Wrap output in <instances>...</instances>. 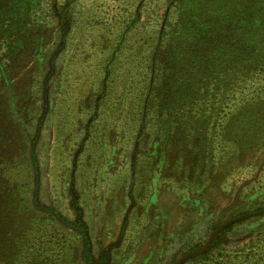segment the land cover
Returning a JSON list of instances; mask_svg holds the SVG:
<instances>
[{
	"label": "rangeland",
	"instance_id": "374dc122",
	"mask_svg": "<svg viewBox=\"0 0 264 264\" xmlns=\"http://www.w3.org/2000/svg\"><path fill=\"white\" fill-rule=\"evenodd\" d=\"M6 10L0 264H172L264 209V0ZM242 220L212 253L264 264V214Z\"/></svg>",
	"mask_w": 264,
	"mask_h": 264
},
{
	"label": "trees",
	"instance_id": "16d2710c",
	"mask_svg": "<svg viewBox=\"0 0 264 264\" xmlns=\"http://www.w3.org/2000/svg\"><path fill=\"white\" fill-rule=\"evenodd\" d=\"M8 12H9V11L6 10V11L0 13V24H4V23H3V20H2V18H3L2 16H3V15H6V13H8ZM249 14H250V12H249ZM5 19H7V18L5 17ZM239 19H240V20H239ZM257 19H258V16H256L255 18H252L250 15H248V13H245L242 19H241V18H238V16H237V18H236L235 20H236L237 22H238V21H241L242 24H247V25L252 24V25H253V28H255L254 24H255L256 22H258ZM7 20H9V19H7ZM4 21H5V20H4ZM241 22H239L238 24H241ZM232 25H233V27H235L237 24H236V22H234ZM2 27H3V26L0 27V30L3 29ZM5 27L7 28L5 31H8L6 34L12 32V30H11V26H10V20H9V22H8L7 24H5ZM240 28H241V26H239V27L236 28V29L238 30V29H240ZM9 30H10V31H9ZM2 32H3V31H2ZM250 46H251V47H254V44H251ZM9 49H10V48L6 49V51H8ZM174 54H175V51L173 50V51L171 52V55L173 56ZM183 84L188 85L189 88L181 87V88H179V89H180L179 91L182 92V91L184 90V91L181 93V94H183L185 91H188V90L190 89V92H189V93H190V97H191V99H192L190 104H194V103H195L194 100H195V101H198V99H197L196 97L199 95L198 91H200L201 88L199 87V85H197V87H196V86H194L193 84L190 86L189 83H183ZM243 221H244V220H239V221H237V222H235V223H233V224L227 226V227L224 228L223 230H221L220 233H219L217 236H215V238H214L213 241L211 242L210 246L207 247V249L205 250V252L202 253L201 255L195 257L194 260L197 261V260H202V259H203V263H202V264H220V263L222 264L223 262H224V263H229L231 260H230V258H229L228 256H226V254H225V255L222 254L221 259L218 260V259H217V256L214 255L215 252H214V253H212V252H213V250H214L215 248L217 249V251H219V250L221 249V248H220V243H221V241H222V239H223L224 234H225L226 232H228L229 230H231L235 225L240 224V223L243 222ZM216 228H217V227H216ZM216 228L214 229V231L216 230ZM33 239H35V238H33ZM24 241H25V239H24ZM24 241H23V244L25 243ZM30 262H32V263H28V264H33V261H30Z\"/></svg>",
	"mask_w": 264,
	"mask_h": 264
},
{
	"label": "water",
	"instance_id": "95a60500",
	"mask_svg": "<svg viewBox=\"0 0 264 264\" xmlns=\"http://www.w3.org/2000/svg\"><path fill=\"white\" fill-rule=\"evenodd\" d=\"M261 214H264V209L253 211V212H248V213H244V214H240V215H237V216H234L232 218L227 219L226 221L222 222L216 228V230L213 232V234L204 242V244L200 247L199 250L188 252V253L180 256L172 264H182L187 259L194 258L196 256L201 255L202 253L205 252L207 247L210 246V244L213 241V239L215 238V236H217V234H219L221 230H223L227 226H229V225H231V224H233V223H235V222H237L239 220H242V219H245V218H248V217H251V216L261 215Z\"/></svg>",
	"mask_w": 264,
	"mask_h": 264
}]
</instances>
